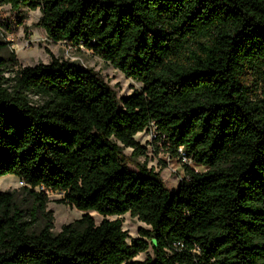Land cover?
Here are the masks:
<instances>
[{
    "label": "trees",
    "instance_id": "trees-1",
    "mask_svg": "<svg viewBox=\"0 0 264 264\" xmlns=\"http://www.w3.org/2000/svg\"><path fill=\"white\" fill-rule=\"evenodd\" d=\"M3 5L39 9L49 39L91 51L143 88L119 98L75 62L14 69L0 57V176L18 177L34 200L26 211L0 191V264H264V90L255 80L264 82V0ZM152 123L168 153L182 148L207 168L184 165L174 192L145 164L130 170L123 154H145L135 136ZM47 191L82 217L55 233ZM126 213L147 226L136 238L108 218Z\"/></svg>",
    "mask_w": 264,
    "mask_h": 264
},
{
    "label": "rangeland",
    "instance_id": "rangeland-1",
    "mask_svg": "<svg viewBox=\"0 0 264 264\" xmlns=\"http://www.w3.org/2000/svg\"><path fill=\"white\" fill-rule=\"evenodd\" d=\"M42 13L39 9L28 10L23 8L20 13L14 12L10 5L0 7V57L10 58L15 62L14 69L26 66H36L40 63L48 64L53 59L75 62L86 68L93 69L104 79V81L116 92L120 98L130 95L135 91H141L143 85L132 79L127 78L121 71L116 69L91 51L80 47L76 48L65 41L54 42L46 35L45 30L40 25ZM23 20L22 23H19ZM10 23L11 29L1 25V22ZM11 76V73H6ZM259 83V94L264 90V82L261 77L255 76ZM33 100L37 97L32 96ZM135 139L145 147V154L134 156L133 149L128 147L123 149V154L127 157L128 168L139 172L140 166L145 164L147 169H154L158 172L167 186L174 192L179 183L188 177L184 163L178 157L171 156L162 143L157 144V139L150 131H143L135 136ZM188 166L196 172H204L206 167L188 161ZM24 183L15 175L0 176V191H10L15 193V203L26 211L32 210L34 206L33 197L23 189ZM47 210L52 211L54 217L53 231L58 233L63 225L79 220L84 212L61 203L63 194L50 192ZM74 209V211H73ZM97 224L103 220V216L96 212H91ZM109 219H121L123 228L130 238L139 236V228L147 227L137 217L126 213L121 216L108 217ZM44 224L42 213L38 212V220L34 230H39ZM148 255H153L150 249L147 253L140 254L137 259H145Z\"/></svg>",
    "mask_w": 264,
    "mask_h": 264
},
{
    "label": "built area",
    "instance_id": "built-area-1",
    "mask_svg": "<svg viewBox=\"0 0 264 264\" xmlns=\"http://www.w3.org/2000/svg\"><path fill=\"white\" fill-rule=\"evenodd\" d=\"M145 131H150L151 135L153 137H155L157 139V144L158 143H162V145H164V143L166 142L167 143V137L165 135H162L161 138H159V133L158 131L156 130V126L154 123H152L151 127H149L147 130ZM168 145V143H167ZM165 146V145H164ZM166 147V146H165ZM179 153H180V156L178 158L181 159V162L184 163V165H188V161H192L191 159L187 158L182 150V148L179 149ZM170 154V153H169ZM171 155V154H170ZM172 156V155H171ZM41 190H45L44 187H41L40 188ZM48 195H49V191H47Z\"/></svg>",
    "mask_w": 264,
    "mask_h": 264
},
{
    "label": "bare ground",
    "instance_id": "bare-ground-1",
    "mask_svg": "<svg viewBox=\"0 0 264 264\" xmlns=\"http://www.w3.org/2000/svg\"><path fill=\"white\" fill-rule=\"evenodd\" d=\"M19 179V178H18ZM73 211H74V209H73Z\"/></svg>",
    "mask_w": 264,
    "mask_h": 264
}]
</instances>
